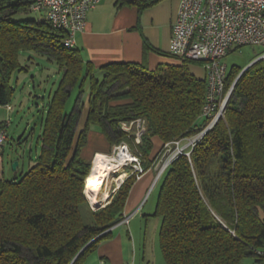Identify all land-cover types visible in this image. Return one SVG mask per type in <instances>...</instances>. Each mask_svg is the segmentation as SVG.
Masks as SVG:
<instances>
[{"label":"trees","instance_id":"trees-1","mask_svg":"<svg viewBox=\"0 0 264 264\" xmlns=\"http://www.w3.org/2000/svg\"><path fill=\"white\" fill-rule=\"evenodd\" d=\"M34 1L0 0V104L10 105L14 98L12 77L23 68L22 51L47 55L63 74L42 119L36 160L20 177L0 180V264H84L123 220L138 179L129 174L110 202L93 209L85 195L92 167V159L83 155L89 132H102L111 146L135 145L146 171L155 165V136L165 144L208 123L202 117L207 83L189 68L197 61L172 53L179 64L150 69L145 62H110L96 68L79 48L65 45V30L44 17L15 18L32 11ZM158 1L118 3L142 9ZM151 49L146 42L144 51ZM242 69L228 70L226 89ZM75 90V104L67 111ZM86 99L87 116L79 128ZM137 119L147 127L141 139L122 128ZM7 126L0 123V129ZM84 205L93 225L84 222ZM155 215L162 218L160 244L167 264H240L247 256L264 264V58L237 80L225 116L191 156L180 155L166 169Z\"/></svg>","mask_w":264,"mask_h":264},{"label":"built area","instance_id":"built-area-1","mask_svg":"<svg viewBox=\"0 0 264 264\" xmlns=\"http://www.w3.org/2000/svg\"><path fill=\"white\" fill-rule=\"evenodd\" d=\"M101 0H35L31 9L40 12L53 26L67 32L65 45L76 46V35L87 24L88 13ZM250 44L264 47V0H181L173 23L170 52L183 59L200 62L205 71L206 103L202 117L208 123L196 134L167 142L156 158L158 177L180 155L191 156L198 142L225 116L236 80L226 89L228 66L225 56L237 46ZM258 58V57H257ZM264 58V53L259 59ZM11 109L12 106L8 105ZM9 124V121H7ZM122 128L141 139L147 127L143 119L123 122ZM5 127L0 129V147L7 140ZM113 158H123L122 167H131L137 177L145 172L141 154L132 151L126 141L115 145ZM115 162V161H114ZM116 171H113V174ZM118 177V176H117ZM116 179V178H115ZM115 182V188L123 180ZM132 215L121 223L129 224Z\"/></svg>","mask_w":264,"mask_h":264},{"label":"rangeland","instance_id":"rangeland-1","mask_svg":"<svg viewBox=\"0 0 264 264\" xmlns=\"http://www.w3.org/2000/svg\"><path fill=\"white\" fill-rule=\"evenodd\" d=\"M42 17L40 12L33 10L28 13H19L15 16L16 19H41ZM263 51L264 47L259 45L245 44L237 46L225 56L224 62L228 66V70L245 68L259 57ZM20 61L23 68L16 70L12 77V85L15 88L14 98L11 102L12 109L9 112H0V120L7 118L9 121L6 127L8 138L0 149L1 152H5L6 158L8 156L16 157L11 162V165L14 161H18V177L29 170L41 151L39 136L42 130V119L46 114L51 94L59 85L63 74L54 60L35 51H22L20 53ZM189 66L192 67L191 69L195 71L194 74L198 78H203L204 68L202 64L191 62ZM85 92V95L89 94V84L85 86ZM76 94L77 91L75 90L68 101L67 111L73 109ZM87 110L88 103L86 99L79 128L84 125ZM126 142L132 151H136L137 147L135 145L128 141ZM111 154H113V151ZM128 168L129 170L131 169V167ZM165 171L157 182H153L137 212L132 213L131 224L121 223L123 225L120 228H117L120 225H116L115 229L117 228V230L113 232L112 237L102 241L107 243L106 249L110 253V259H107L106 264H167L160 244L162 218L155 215L157 199L165 178ZM119 172L125 173V170L122 168L121 170L119 169ZM115 178L117 179L118 177ZM115 178H112V182L116 180ZM106 188L110 194L114 191L115 186L112 185L110 187V184H107ZM91 207L93 209L98 208L93 205ZM82 215L86 225H93L92 213L86 205L82 206ZM112 238L115 239L113 242H107V240Z\"/></svg>","mask_w":264,"mask_h":264},{"label":"crops","instance_id":"crops-1","mask_svg":"<svg viewBox=\"0 0 264 264\" xmlns=\"http://www.w3.org/2000/svg\"><path fill=\"white\" fill-rule=\"evenodd\" d=\"M180 2L181 0H160L140 9L136 5L120 7L118 0H101L95 8L89 11L85 29L77 33L76 47L81 50L84 61H90L96 68L110 62H145L150 69H155L160 64H179L181 60L170 55V44L173 23L177 17ZM41 15L43 16V14ZM146 42H149L153 47L147 52L144 51ZM189 68L194 74L195 71L191 69L192 67L189 66ZM203 72L205 75L204 69ZM0 108V112L3 113L12 109H9L8 105L1 104ZM6 120L7 118H2L0 123ZM88 138L83 155L91 158L92 163L97 153L103 152L111 155L114 150L115 146H111L106 136L98 130H91ZM153 142L151 156L157 158L164 143L158 136L153 138ZM14 158L16 157L8 156L6 158L5 152L0 154V180L13 179L18 176V168H13L11 165ZM156 165L146 170L132 186L124 210L125 215L137 212L153 182L155 183L159 179ZM123 169L125 170L124 182L129 175V168L123 167ZM119 173L116 171L112 178H115ZM112 185L115 186L114 180L110 187ZM119 187L115 188L110 193V198L100 206L110 202ZM117 225H120L117 227L120 228L123 224L120 222ZM117 228L115 229L114 226L113 232ZM113 238L107 242H113L115 240ZM106 244L101 241L97 250L88 256L84 264H106L107 259H110ZM253 262H256L255 258L247 256L241 261V264H257Z\"/></svg>","mask_w":264,"mask_h":264},{"label":"bare ground","instance_id":"bare-ground-1","mask_svg":"<svg viewBox=\"0 0 264 264\" xmlns=\"http://www.w3.org/2000/svg\"><path fill=\"white\" fill-rule=\"evenodd\" d=\"M123 160L121 157H117L116 160L112 155L105 153L96 154L85 188L86 196L93 206L97 207L110 198L106 185L112 182L111 173L123 168L121 166ZM117 176L116 181L120 183L124 179L125 173L121 172Z\"/></svg>","mask_w":264,"mask_h":264},{"label":"water","instance_id":"water-1","mask_svg":"<svg viewBox=\"0 0 264 264\" xmlns=\"http://www.w3.org/2000/svg\"><path fill=\"white\" fill-rule=\"evenodd\" d=\"M257 60H259V57L258 58H256L255 60H253L249 65H247L245 68H243L242 69V71L240 72V74L238 75V77L236 78V82H237V80L240 78V76L252 65V64H254V62H256ZM17 165H18V161H14L13 162V164H12V166H13V168H16L17 167ZM97 207H100V205L99 206H97ZM97 237H95V238H93L90 242H88L82 249H81V251L77 254V256L75 257V259L96 239ZM74 259V260H75Z\"/></svg>","mask_w":264,"mask_h":264}]
</instances>
